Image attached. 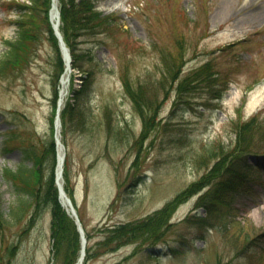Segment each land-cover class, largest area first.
Returning a JSON list of instances; mask_svg holds the SVG:
<instances>
[{
  "label": "rangeland",
  "instance_id": "obj_1",
  "mask_svg": "<svg viewBox=\"0 0 264 264\" xmlns=\"http://www.w3.org/2000/svg\"><path fill=\"white\" fill-rule=\"evenodd\" d=\"M37 1L22 13L16 3L34 0H0V56L21 19L36 32L22 71L0 76V171L17 169L23 146H39L56 128V56L46 16L55 22L46 0ZM223 1L95 0L113 20L78 38L83 68L92 72L89 89L75 92L86 72L73 67L61 112L70 197L91 235L84 264H264V0L241 12L235 9L247 0H226L231 10L220 16ZM191 75L182 92L179 84ZM140 90L151 98L145 116L131 96ZM253 117L246 137L256 151L242 154L226 175L232 181L216 185L206 174L236 146L238 124ZM45 160L40 195L50 174L48 154ZM54 180L66 191L56 167ZM186 189L155 233L115 249L99 244L105 227L143 220ZM0 196L6 209L29 199L3 177ZM56 248L49 202L0 220V264H66Z\"/></svg>",
  "mask_w": 264,
  "mask_h": 264
},
{
  "label": "trees",
  "instance_id": "obj_2",
  "mask_svg": "<svg viewBox=\"0 0 264 264\" xmlns=\"http://www.w3.org/2000/svg\"><path fill=\"white\" fill-rule=\"evenodd\" d=\"M60 10H61V25L60 29L64 36L67 45L70 48V52L73 58L72 66L80 70L85 71L83 68L84 64L82 61L85 50L80 47V41L78 38L80 36H85L98 31L99 29L108 26L112 23V17L109 15L102 16L100 12L95 9V0H60ZM39 1L34 0L32 5H27L26 3H16V7L20 12H27L28 8H37ZM52 5V0H46L45 11L46 15L50 10ZM46 27L49 32V39L53 44L56 56V71L53 74L54 79V108L52 112V122L54 121L57 109V97H58V86L61 75L65 70V62L60 50L59 41L54 33V29L49 20V16L45 19ZM19 34L15 40H8L7 44L9 46L5 55L0 56V76L8 77L12 74L21 72L24 65L28 63L30 57L32 56L33 50L32 46L36 41V32L32 26L26 25V20L21 19L19 21ZM210 64L206 65L198 72H204ZM86 76H82L84 79V85L81 89L75 90L79 94L87 92L89 89L90 79L92 72L89 74L88 70L85 71ZM200 72V73H201ZM196 73V74H197ZM192 77L196 75H191L185 81H181L179 84V89L182 92L188 88L191 83ZM219 78V77H218ZM89 79V80H88ZM128 81V80H125ZM193 82V81H192ZM131 96L133 97L137 107L139 108L141 114L145 116L147 107L152 106L149 101L151 98L141 92L131 91ZM147 96L149 98H147ZM61 118L64 123H66V115L64 112L61 114ZM255 123V118L253 117L248 122H241L237 126L238 142L236 146L229 153H225L218 157L217 161L213 167L206 174L210 179H217L216 185H227L232 179L225 180L226 175L234 174L235 168L240 165V158L242 154L249 151H256L255 147L250 148L252 145L251 141L247 139L248 132L251 126ZM146 127H148V122H145ZM23 159L19 163L17 169L5 168L0 171V177L10 180L18 195H27L29 199L24 201L21 197L18 207L10 206L8 209L3 207L1 196H0V220H6L10 215H14L16 219H20L25 211L29 210L33 205L40 204L41 201L49 202L52 210V235L56 240V250L63 251V259L66 264H74L76 261L79 250H80V235L77 230L76 224L73 218L66 212L65 208L61 205L58 200V190L55 185L54 173L56 167V146L54 140V125L50 128L48 137L45 140L42 138L39 146L34 147L33 144L23 146ZM258 151V150H257ZM50 158L49 167L50 174L47 180L45 191L42 195L40 192L41 185V173L42 167L46 162L45 158ZM237 159V160H236ZM45 160V162H44ZM26 161H31L32 164L28 167ZM235 162L237 164H235ZM68 164L69 157L68 154L65 159V170L64 176L66 180V191L73 197L68 184ZM196 184V183H195ZM215 185V186H216ZM221 185V186H222ZM215 188L214 186L212 189ZM188 189L180 192L176 198L171 200L165 207L153 213L149 217L138 220V221H127L120 223L118 225L105 227L104 238L99 241V244L103 247L111 246L110 248L115 249L124 244L135 242L141 240L148 232H156L159 227V223H163L167 220V215L169 213V208L181 200ZM31 199V200H30ZM168 212V213H167ZM157 220L153 223V220ZM82 220V217H81ZM157 226V227H156ZM151 227H156L153 231ZM90 234L87 231V237L90 238ZM156 234L154 237H158ZM90 254V247H87V256Z\"/></svg>",
  "mask_w": 264,
  "mask_h": 264
},
{
  "label": "bare ground",
  "instance_id": "obj_3",
  "mask_svg": "<svg viewBox=\"0 0 264 264\" xmlns=\"http://www.w3.org/2000/svg\"><path fill=\"white\" fill-rule=\"evenodd\" d=\"M111 3H115V0H109ZM259 0H247L245 5L242 6V8L235 9L239 12L245 9H250L251 7H255V5L258 3ZM264 8V5L262 6ZM60 7H59V0H52V8L50 11L51 18L52 20L57 23L60 19V13H59ZM230 8L228 6V3L226 5V0L223 1L222 5L219 7V15H223L225 12L229 11ZM228 13V12H227ZM228 15V14H227ZM65 70L60 78V86H59V95H58V107H59V118L56 121V130H57V135L59 137V142H58V148H57V158H56V173H57V178L58 180L63 183L64 179V170H65V156H66V151H65V146L64 143L61 140V135H62V120H61V112L63 109L64 102L66 100V97L69 92L70 84H71V79H72V73L73 70L70 67L69 61L66 60V65H65ZM69 195L65 193H61V200L62 202L69 208L73 205L72 201L69 200ZM86 258V248L82 252H80L79 257L76 261V264H84Z\"/></svg>",
  "mask_w": 264,
  "mask_h": 264
},
{
  "label": "water",
  "instance_id": "obj_4",
  "mask_svg": "<svg viewBox=\"0 0 264 264\" xmlns=\"http://www.w3.org/2000/svg\"><path fill=\"white\" fill-rule=\"evenodd\" d=\"M59 26H60V20H59L57 23H54V24H53V27H54V30H55V34L57 35V37H58V39H59V44H60L61 50H62V52H63L64 58H65L66 60L69 61L70 67H71V69H72V66H71V64H72V56H71V54H70V49H69V47L67 46V44H66V42H65V40H64L63 34H62V32H61ZM58 112H59V108H58ZM58 118H59V115L57 114V119H58ZM55 138H56V140H57L56 142L58 143V142H59V139L57 138L56 135H55ZM59 188H60V191H59V200H60L62 206L65 207L67 213H68L69 215H71V217H73V219L75 220V223H76V225H77V230H78L79 233H80L81 244H82V249H81V250H82V252H83V251L85 250V248H86V244H87V238H86V236H85V230H84V227H83V225H82V222H81V220H80V218H79V216H78V214H77L75 208H74L73 206H71V208H69V207H67V206L62 202V200H61V193H62V192L65 193V191H64V189H63V185L60 184ZM69 200H71V198H69Z\"/></svg>",
  "mask_w": 264,
  "mask_h": 264
}]
</instances>
